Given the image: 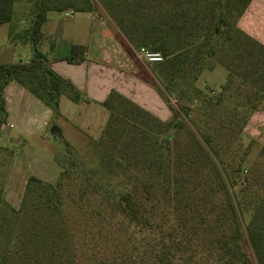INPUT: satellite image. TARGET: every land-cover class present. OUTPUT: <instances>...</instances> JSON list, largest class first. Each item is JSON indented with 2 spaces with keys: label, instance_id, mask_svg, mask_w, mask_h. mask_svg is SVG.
Returning a JSON list of instances; mask_svg holds the SVG:
<instances>
[{
  "label": "trees",
  "instance_id": "16d2710c",
  "mask_svg": "<svg viewBox=\"0 0 264 264\" xmlns=\"http://www.w3.org/2000/svg\"><path fill=\"white\" fill-rule=\"evenodd\" d=\"M29 2V24L11 38L26 37L31 55L0 62V127L3 90L12 80L53 117L60 115L62 94L81 100L37 48L49 11L101 5L129 49L162 56L153 69L173 104L171 116L160 120L111 90L102 102L107 120L91 143L93 163L82 161L63 139L56 180L27 178L20 206L0 222V264H264V196L243 204L249 187L234 190L243 158L232 163L220 154L225 141L242 136L249 111L264 103V45L237 24L250 0ZM13 3L0 0V24L11 19ZM79 52L73 44L65 59L80 62ZM216 64L227 71L223 90L240 92L246 111L237 101L218 118L205 112L214 101L195 81ZM193 105L205 117L204 128Z\"/></svg>",
  "mask_w": 264,
  "mask_h": 264
},
{
  "label": "crops",
  "instance_id": "0c3cea01",
  "mask_svg": "<svg viewBox=\"0 0 264 264\" xmlns=\"http://www.w3.org/2000/svg\"><path fill=\"white\" fill-rule=\"evenodd\" d=\"M29 8V0H14L11 19L0 24L1 63L26 61L30 57L32 48L26 37L11 38L14 33L27 28L31 17ZM250 11H254L257 16L255 32L240 23L241 18ZM237 24L244 32L264 45V0H250ZM41 33L37 48L46 55L51 69L69 80L81 94V100L77 102L66 94L59 98V118L71 120V125L67 126L68 135H65L69 143L72 136L79 133L77 121L86 125L91 123L97 130V135L92 138L99 136L108 116L102 102L111 90H117L133 98L137 96L133 91L138 90L139 94L145 92L153 99L154 94L151 90L134 76L136 66L133 62V50L122 41L119 33L102 24L97 12L70 9L49 11L41 25ZM73 44L80 47L83 56V60L77 63L65 59ZM22 50H25V57ZM139 94L138 97H141ZM3 97L6 115L0 127L1 150L9 148L8 139L15 135L7 127L13 128L16 125L30 138L39 135L44 129L53 128L50 108L18 82L13 80L8 82L4 87ZM135 101L141 102L139 99ZM9 118H13L15 123ZM16 136L18 137L16 134L14 140L19 141ZM88 139L89 137H86L87 141Z\"/></svg>",
  "mask_w": 264,
  "mask_h": 264
},
{
  "label": "rangeland",
  "instance_id": "374dc122",
  "mask_svg": "<svg viewBox=\"0 0 264 264\" xmlns=\"http://www.w3.org/2000/svg\"><path fill=\"white\" fill-rule=\"evenodd\" d=\"M30 3V2H29ZM97 12L98 18L101 19L102 24L111 27L118 33V29L114 21L103 9L101 5L93 11ZM257 16L254 11L245 14L240 23L244 27H248L251 31H256ZM123 42H126L121 37ZM127 44V42H126ZM133 50V62L136 66V80L140 79L145 86H147L153 95V99L149 98L145 92H140L141 97H138L139 91L136 92L134 98L130 96L124 97L137 104L146 112L160 120H166L171 116L170 104L173 100L169 98L166 101L165 94L161 88L160 79L156 76L153 69V62L147 61L143 56L141 49L137 50L132 45H129ZM22 55L25 57V50H22ZM226 69L216 64L213 69H203L198 75L195 86L199 88L207 97H212L213 101L220 100V106L209 103L206 113L215 114V118L224 114V109H229L234 106V103L240 102V111H246L247 107L244 104L240 92L231 87L230 91H224L223 87L226 83ZM139 94V95H140ZM141 100V102L135 101ZM144 100L146 103H144ZM241 100V101H240ZM264 104V103H263ZM263 104L259 105L254 110L249 111L247 120L242 128V136L234 141L224 142V149L220 154L225 156L228 160L233 161L243 158V169L237 174L239 180L235 184V189L248 186V191L242 199V203L248 205L249 198L264 196V108ZM194 105L191 107L192 114L197 118L200 127L204 128L206 125L205 117L194 113ZM262 108V109H261ZM202 110H200L201 112ZM203 112V111H202ZM75 116V115H73ZM189 122V117H186ZM143 119L144 121H146ZM12 123H15L13 118H9ZM51 125L53 128L42 130V132L33 137L24 135L15 125L11 129L15 135L17 134L19 141L14 140V136L8 139V149L0 150V222L10 215L11 208L17 209L20 206L24 186L27 178L30 175L38 177L47 182H54L58 176L60 167L55 161V156L61 157L64 155V141L68 135L67 126L71 125V120H62L59 116L51 118ZM79 133L72 136L70 144L77 152V156L87 164H92L94 161V144L92 138L97 135V130L91 123L77 121ZM104 126V125H103ZM194 128V126H192ZM103 128V127H102ZM195 129V128H194ZM102 130V129H101ZM101 132V131H100ZM91 135V136H88ZM100 135V134H99ZM86 137H89L88 141ZM215 138V137H214ZM218 140L222 138H217ZM215 138V140H217ZM87 141V142H86ZM230 143V147L226 144ZM90 144V145H89ZM230 175H235L230 171ZM250 184V185H249ZM252 184V185H251ZM248 213L244 215L245 220L249 218Z\"/></svg>",
  "mask_w": 264,
  "mask_h": 264
},
{
  "label": "built area",
  "instance_id": "2783aa9c",
  "mask_svg": "<svg viewBox=\"0 0 264 264\" xmlns=\"http://www.w3.org/2000/svg\"><path fill=\"white\" fill-rule=\"evenodd\" d=\"M142 56L149 62H158L162 60V56L158 52H151L146 49H141Z\"/></svg>",
  "mask_w": 264,
  "mask_h": 264
}]
</instances>
